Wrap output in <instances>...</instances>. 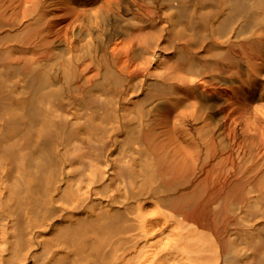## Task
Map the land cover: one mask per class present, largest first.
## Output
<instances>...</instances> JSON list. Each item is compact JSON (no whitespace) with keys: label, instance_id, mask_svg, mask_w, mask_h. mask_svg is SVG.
<instances>
[{"label":"bare ground","instance_id":"obj_1","mask_svg":"<svg viewBox=\"0 0 264 264\" xmlns=\"http://www.w3.org/2000/svg\"><path fill=\"white\" fill-rule=\"evenodd\" d=\"M0 264H264V0H0Z\"/></svg>","mask_w":264,"mask_h":264},{"label":"rangeland","instance_id":"obj_2","mask_svg":"<svg viewBox=\"0 0 264 264\" xmlns=\"http://www.w3.org/2000/svg\"><path fill=\"white\" fill-rule=\"evenodd\" d=\"M63 2H67L68 0H62ZM138 33L140 34L141 31L140 30H136L135 31V34L138 35ZM226 59L229 58V56H226L225 57ZM147 72H143L142 75H145ZM209 91L212 92H217V99H219L220 95L222 94H225V95H228L231 99H237V100H243L245 101L246 100V96H247V88H244L243 90H240L239 92H232L230 90V88L226 85L225 86H221V84H219L217 82V90L214 89V88H209L208 89ZM190 96V101H191V104L192 102H194V98L191 94H189ZM232 103V102H231ZM231 103H228V104H224V105H220L221 109L227 114V113H230L231 110L233 111V115L235 117V119L237 120L238 122V125L239 127H243L245 126L247 123V112H246V107H243L242 109L240 110H233L232 107H231ZM168 109L169 108H164L162 110H160V112H162L163 114L161 116H159V120L157 121V129H158V133L161 134V135H167L169 134L168 131L170 132V127L173 123H175V121H180L178 120L179 117H177L175 115V113H178V112H175L173 115L171 116H168ZM187 114H189L193 108L192 106H188L187 108H185ZM210 121V118H209V115L207 113H205L203 115V122H209ZM222 228V225L221 223L218 225V229L220 230Z\"/></svg>","mask_w":264,"mask_h":264}]
</instances>
